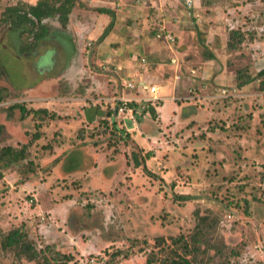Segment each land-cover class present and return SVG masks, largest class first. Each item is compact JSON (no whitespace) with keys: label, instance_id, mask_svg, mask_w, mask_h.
<instances>
[{"label":"rangeland","instance_id":"obj_1","mask_svg":"<svg viewBox=\"0 0 264 264\" xmlns=\"http://www.w3.org/2000/svg\"><path fill=\"white\" fill-rule=\"evenodd\" d=\"M191 1L78 0L77 55L57 18L29 56L0 25V148L27 147L0 165V264H264V0ZM15 229L36 260L2 247Z\"/></svg>","mask_w":264,"mask_h":264},{"label":"trees","instance_id":"obj_2","mask_svg":"<svg viewBox=\"0 0 264 264\" xmlns=\"http://www.w3.org/2000/svg\"><path fill=\"white\" fill-rule=\"evenodd\" d=\"M77 1L78 0H37V2H35L34 4L16 3L14 5H9L2 12L0 25H8L10 27V30L13 31V34L15 32L17 38L20 37V43L26 56L33 55L37 51L38 45L43 40L49 38L50 35V28L46 25V23H44V20L57 18L63 26H66L70 20V15L77 4ZM106 11L111 12L110 9L100 8V12ZM233 34L238 35V39L237 42H233V39H231L230 46L232 48H236L237 45L243 43L244 38L239 31H233ZM25 35L27 36L24 40L23 37ZM63 37H65V35H63ZM258 76L260 78L264 77V68L258 72ZM240 78L243 77L240 76ZM251 80L252 79L250 77H246L243 83L250 82ZM260 89L264 90V78H262L260 81ZM129 104L130 107H134V110H136V103L132 102ZM15 106H18L20 108L22 107L23 116L25 117L27 115V112H25V108L23 106H21L20 104H17ZM148 111L155 115L156 109L155 107L150 106ZM33 112L34 114H48V109L38 108ZM36 137H39V135L37 134ZM26 155V145H22L21 148H15L12 146L2 147L0 148V165L8 167L25 159ZM133 160L136 167L144 165V170L149 174L151 173L150 170H148L145 166V160L143 156H140L139 153H133ZM181 198L187 199V196L181 195ZM199 234H201V231L196 232L192 236L191 240L195 243L199 242ZM27 239L28 236L26 233H24L23 230L15 229L6 236L2 243V247L5 250L15 249L18 254L25 255L29 260H36L40 252H38L35 247L32 246L31 242H29ZM181 241H183V239H180V242ZM183 246H185L186 249L188 248L189 250L190 245L188 241ZM71 259V257H67L66 261H69ZM44 261L46 262V264L50 263L48 258H45ZM151 262L152 260L148 259V264H151ZM167 264H191V260L179 253L178 258H168Z\"/></svg>","mask_w":264,"mask_h":264},{"label":"crops","instance_id":"obj_3","mask_svg":"<svg viewBox=\"0 0 264 264\" xmlns=\"http://www.w3.org/2000/svg\"><path fill=\"white\" fill-rule=\"evenodd\" d=\"M73 14V13H72ZM72 14L70 15V21L72 20ZM116 14H117V16H118V18H119V14L116 12ZM109 15H111V16H113L112 18V20H114V18H115V13H114V11H109V12H99L98 14H97V16H98V20H101L102 21V23H105L108 19H109ZM106 20V21H105ZM111 20V21H112ZM116 23H118V22H116ZM115 23V24H116ZM75 25V27H73L72 25H70V23H68L67 25H68V29H67V31L68 32H66V31H59V33L60 34H62V35H65V36H68L70 39H72L73 41H74V50H75V53H74V51H73V54H78V52L80 51V52H82L83 50H85L84 49V47L82 46V43H81V41L84 39L83 38V36H84V33L82 32V30L85 28V25L83 24V22L82 21H80V23L78 24V22L77 23H74ZM119 27V23L118 24H116V26H114V28H113V32L114 33H116L117 34V32H118V28ZM105 28V27H104ZM104 28H102V29H104ZM92 28H88L87 30L88 31H90ZM66 30V29H65ZM83 38V39H82ZM107 42H106V41ZM105 40H104V42L106 43V45H108V43H109V36L107 35L106 37H105ZM57 45V44H56ZM59 48L61 49V46H59ZM63 50V49H62ZM63 52V51H62ZM105 52H108V51H105ZM64 54V56H65V58L66 59H72V57L73 56H71V54L72 53H70V54H66V53H63ZM75 56V55H74ZM145 86V85H144ZM145 89H146V87H145ZM130 123V125H131V123L132 122H129Z\"/></svg>","mask_w":264,"mask_h":264},{"label":"built area","instance_id":"obj_4","mask_svg":"<svg viewBox=\"0 0 264 264\" xmlns=\"http://www.w3.org/2000/svg\"><path fill=\"white\" fill-rule=\"evenodd\" d=\"M188 2L191 3L192 1H191V0H188ZM158 36H161V34H159ZM162 36H163L164 39H165L166 41H168L169 43H174V41H175L174 36H173L172 34H170V33H166V32H164V33L162 34ZM171 61H172V63L175 64V65L179 64V58L176 57V56L172 57V58H171ZM126 86H127L128 88H134V84H133L132 82L127 83ZM146 90H147V91L153 96L152 98H155V99L158 98V97H157V92H158V90H157V86H150V85H148V86H146ZM128 102H129V101H128L127 99H123V101H122V105H121V107H120L119 109H120L121 112L127 111V112H129V114H133V110H134V109H133L132 107H129V106H128Z\"/></svg>","mask_w":264,"mask_h":264}]
</instances>
